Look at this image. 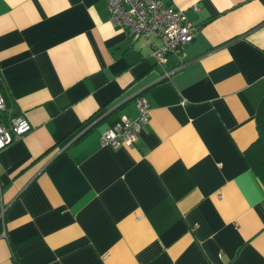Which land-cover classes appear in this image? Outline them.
<instances>
[{
    "label": "crops",
    "instance_id": "crops-1",
    "mask_svg": "<svg viewBox=\"0 0 264 264\" xmlns=\"http://www.w3.org/2000/svg\"><path fill=\"white\" fill-rule=\"evenodd\" d=\"M161 1L197 27L162 66L159 40L119 29L106 0H0L2 92L31 126L0 150V264H264L245 158L264 0ZM138 96L136 142L100 145Z\"/></svg>",
    "mask_w": 264,
    "mask_h": 264
},
{
    "label": "built area",
    "instance_id": "built-area-1",
    "mask_svg": "<svg viewBox=\"0 0 264 264\" xmlns=\"http://www.w3.org/2000/svg\"><path fill=\"white\" fill-rule=\"evenodd\" d=\"M106 2L108 20L119 29L147 42L150 37L159 40L158 45L151 44V55L160 66L166 63L170 54L178 55L197 31V27L187 20L182 9L161 0H106ZM192 8L197 9L196 6ZM135 102L137 116L133 120L122 116L119 122L105 129L100 136V145L117 149L120 146H132L136 142L141 126L147 121L149 103L141 96L136 97ZM0 116L2 150L29 131L31 126L23 116L12 113V108L6 106L1 93ZM3 211L0 184V217Z\"/></svg>",
    "mask_w": 264,
    "mask_h": 264
},
{
    "label": "trees",
    "instance_id": "trees-1",
    "mask_svg": "<svg viewBox=\"0 0 264 264\" xmlns=\"http://www.w3.org/2000/svg\"><path fill=\"white\" fill-rule=\"evenodd\" d=\"M3 82L0 75V93L3 96L6 106L12 108V113L15 115L17 111L14 106H11L8 97L2 92ZM1 118V116H0ZM256 127L258 136L253 143L246 149L245 158L249 169L257 176L264 186V96L260 102L256 116Z\"/></svg>",
    "mask_w": 264,
    "mask_h": 264
},
{
    "label": "bare ground",
    "instance_id": "bare-ground-1",
    "mask_svg": "<svg viewBox=\"0 0 264 264\" xmlns=\"http://www.w3.org/2000/svg\"><path fill=\"white\" fill-rule=\"evenodd\" d=\"M15 115V114H14Z\"/></svg>",
    "mask_w": 264,
    "mask_h": 264
}]
</instances>
